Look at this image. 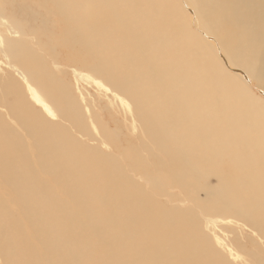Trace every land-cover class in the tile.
Instances as JSON below:
<instances>
[{
    "label": "bare ground",
    "instance_id": "1",
    "mask_svg": "<svg viewBox=\"0 0 264 264\" xmlns=\"http://www.w3.org/2000/svg\"><path fill=\"white\" fill-rule=\"evenodd\" d=\"M0 27V264H264V0H0Z\"/></svg>",
    "mask_w": 264,
    "mask_h": 264
},
{
    "label": "rangeland",
    "instance_id": "2",
    "mask_svg": "<svg viewBox=\"0 0 264 264\" xmlns=\"http://www.w3.org/2000/svg\"><path fill=\"white\" fill-rule=\"evenodd\" d=\"M18 9L20 10L21 8L18 7ZM17 9V10H18ZM14 10V9H13ZM12 8L9 7V14H11L13 12ZM11 26H13V23H10ZM6 31V28L5 27H0V32L1 34H3V36L5 35H8L9 37H13V36H10L8 33L5 32ZM64 70V69H63ZM87 73L86 72H80V75L76 77V79L74 78V76L72 75V79H70L74 85H77L79 86V89L83 91V93L86 94V96H88L89 94L93 97V99H96L98 101H101V105H103L106 101V92H104V90L102 92H99L95 87H93L94 83L92 82V80L89 78V79H86L87 78ZM101 81V80H100ZM77 82V83H76ZM93 84V85H92ZM108 97L110 99H112V95L110 93H107ZM202 198L205 197V193H201ZM221 222V221H220ZM219 222V223H220ZM228 226V227H227ZM225 225V224H219L217 226V230H220V231H216V234L219 235V237H221L223 239V241H227L225 236L227 235V230L230 228L229 225ZM212 228V227H211ZM223 229H225V231H223ZM209 235H213L212 232H209ZM223 233V234H222ZM221 235V236H220ZM245 236L247 237H250V238H254V235H252L248 229L246 230L245 232ZM256 238V237H255ZM246 241V240H245ZM257 241L260 242V243H263L262 241H260L258 238H257ZM247 242V241H246Z\"/></svg>",
    "mask_w": 264,
    "mask_h": 264
}]
</instances>
